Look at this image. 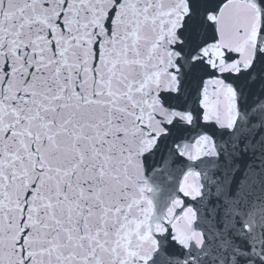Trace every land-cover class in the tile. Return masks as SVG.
<instances>
[{
  "label": "snow or ice",
  "instance_id": "snow-or-ice-1",
  "mask_svg": "<svg viewBox=\"0 0 264 264\" xmlns=\"http://www.w3.org/2000/svg\"><path fill=\"white\" fill-rule=\"evenodd\" d=\"M0 264H264V0H0Z\"/></svg>",
  "mask_w": 264,
  "mask_h": 264
}]
</instances>
